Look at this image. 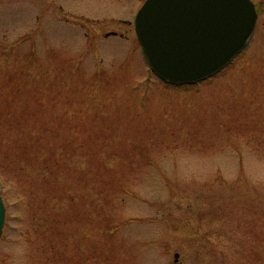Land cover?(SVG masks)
<instances>
[{"label":"rangeland","instance_id":"1","mask_svg":"<svg viewBox=\"0 0 264 264\" xmlns=\"http://www.w3.org/2000/svg\"><path fill=\"white\" fill-rule=\"evenodd\" d=\"M254 1L248 47L175 87L143 58L145 0H0V264H264Z\"/></svg>","mask_w":264,"mask_h":264},{"label":"water","instance_id":"2","mask_svg":"<svg viewBox=\"0 0 264 264\" xmlns=\"http://www.w3.org/2000/svg\"><path fill=\"white\" fill-rule=\"evenodd\" d=\"M257 20L251 0H148L136 27L154 71L187 84L226 67L248 44ZM5 215L0 191V237Z\"/></svg>","mask_w":264,"mask_h":264}]
</instances>
